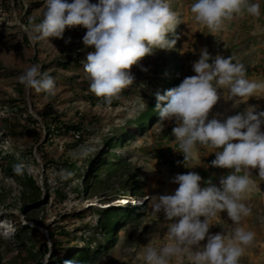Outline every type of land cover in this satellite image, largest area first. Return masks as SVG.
Here are the masks:
<instances>
[{"label": "rangeland", "instance_id": "374dc122", "mask_svg": "<svg viewBox=\"0 0 264 264\" xmlns=\"http://www.w3.org/2000/svg\"><path fill=\"white\" fill-rule=\"evenodd\" d=\"M167 2L178 20L175 33L167 36L168 39L179 37L174 48L157 49L154 54L143 58L138 66H133V84L109 105L91 93L86 85L81 61L94 48H86L82 43L85 28H66L63 39L52 38L50 42L32 40L30 26L42 21L44 0H0V152L13 155L17 165L35 177L43 192L38 202L31 203L27 197L28 187L5 171L6 159L0 160L1 263L37 264V260L29 256L27 244L19 245L14 236L23 225L39 228L43 236L38 240L45 241L48 250L53 248L48 229L56 225L75 229L78 234L70 245H81V237L93 236L99 213L106 208V203L118 204V200L126 197L127 202H145L142 217L120 230L115 247L96 264H146L144 255L148 247L159 253L170 243L167 239L168 222L164 220L163 212L153 215L152 205L159 195L171 194L178 188L179 185L171 182L175 175L196 172L202 177L201 187H206L209 180L219 186L220 178L232 171L212 167L216 150L199 144L185 164L183 155L182 160L172 158L171 152L180 151L178 141L172 135L174 122L156 121L145 133L137 134L115 148L104 142L105 137L120 131L123 126L136 132L134 124L128 122L155 106L156 94L163 95L168 90L170 78L167 77L175 73L177 67L180 66L181 82L185 77L196 75L192 65L199 59L202 48H207L213 57L217 54L233 57L234 63L245 65L246 79L264 82V0H249L260 5L259 17L246 13L236 15L231 21H225L223 28L215 33L195 22L190 11L195 0ZM90 3H98V0H90ZM69 39L70 42L66 43ZM71 56L78 61L71 62L68 67L59 63ZM34 64L41 66L42 73L53 77L55 95L36 93L19 82L24 70ZM213 86L221 99L210 112V119L217 113L226 118L252 107L257 112L264 111V91H257L251 97L231 98L227 87L221 88L215 81ZM44 116L47 119L58 116L67 122L79 121L83 117L87 131L84 142L71 146L74 139L69 134L55 135L46 142ZM32 118L39 124H34ZM27 129H35L39 140L27 133ZM261 130L264 131V124ZM42 143H45L48 158H67L74 166L45 169L44 160L37 151ZM107 151L115 153V159H123L125 166L122 165L110 178L106 188H98L93 195L81 193L77 196L73 188L82 187L92 160ZM133 172L138 173L136 178L130 184L125 183ZM105 173L103 171L102 175ZM250 181L240 202L251 208V214L243 217L239 226L254 232L255 238L244 248L238 264H264V180L254 169ZM136 182L140 185L138 195L123 191V185ZM57 189L67 195L65 199L58 198ZM37 219L45 224L40 225ZM211 224V234L224 233L226 238H231L237 227L226 212L218 213ZM47 257L48 253L43 254L42 264H46ZM169 264H189V261L187 257L172 258Z\"/></svg>", "mask_w": 264, "mask_h": 264}, {"label": "clouds", "instance_id": "9594fccd", "mask_svg": "<svg viewBox=\"0 0 264 264\" xmlns=\"http://www.w3.org/2000/svg\"><path fill=\"white\" fill-rule=\"evenodd\" d=\"M44 8L42 21L30 26V38L50 42L52 38L63 39L66 28H85L82 43L86 48H94L81 61L85 79L89 81V91L109 105L133 84V66L157 49H173L179 39L178 36L167 38L178 25L167 0H98L95 4L90 0L71 3L44 0ZM190 11L195 22L212 33L221 30L224 22L236 15L259 17L261 14L260 5L249 0H195ZM65 42L69 43L70 39ZM40 69L38 64L27 67L19 82L36 93L55 95L53 77ZM192 71L196 75L185 77L179 86L163 95L156 94L159 122H174L172 135L178 141L184 164L199 144L219 149L214 151L212 167L232 171L220 178L219 186L209 180L206 187H201L202 177L196 172L175 175L171 182L179 185L178 188L171 194L159 195L152 205L153 215L163 212L168 222L170 243L159 253L148 247L144 255L146 264H169L172 258L179 257H187L189 264H238L244 248L255 238L254 232L239 226L242 218L251 214V208L240 201L250 186L254 169L264 180V131L261 130L264 111L257 112L252 107L226 118L217 113L211 119L209 114L221 99L213 81L221 88L227 87L231 98L251 97L257 91H264V82L249 81L245 78L244 64L234 63L231 56L213 57L207 48L200 50ZM22 170L21 165L14 167L18 174ZM241 172L243 175H239ZM118 201L101 206L143 203L127 202L126 197ZM222 212L237 225L231 238H226L224 233L209 232L212 219Z\"/></svg>", "mask_w": 264, "mask_h": 264}, {"label": "trees", "instance_id": "16d2710c", "mask_svg": "<svg viewBox=\"0 0 264 264\" xmlns=\"http://www.w3.org/2000/svg\"><path fill=\"white\" fill-rule=\"evenodd\" d=\"M26 21L29 20L27 19ZM77 61L78 59L76 57L71 56L64 61H59V63L68 67L71 62ZM179 73L180 66L177 67L175 73L173 72L170 77H167V79L170 78L167 83L168 90L179 86L182 80ZM86 85H89L88 80L86 81ZM122 92L125 93L126 90L124 89ZM90 98H92L91 101L94 100L93 96ZM32 121L34 124H39L37 119L32 118ZM156 121H159L158 112H156L155 106L152 108L149 107L147 110L140 112L138 117L128 122V124H134L136 132L129 129L127 130L126 127L123 126L120 131L113 133L109 137H105L104 142L110 148H115L116 146L122 145L135 138L137 134L145 133ZM44 126L47 131L46 142H49V140L55 135L69 134L73 136L74 140L71 146L74 147L84 142V137L87 133L83 117H81L79 121L67 122L58 116H53L50 119H47V116H44ZM26 132L32 134V136L34 135L36 141L39 140V135L35 129H27ZM76 134H78V136H76ZM37 151L41 154L42 159L44 160L45 169L48 167L74 166V164H72L67 158H48L47 152L45 151V143L40 144ZM113 154L110 151H107V153H103L92 160L89 169L84 175V184L82 187L77 185L73 188V191L77 196L81 193L93 195L98 188H106L110 178L117 173L122 165L125 166V161L123 159H115L114 157H117V155L115 153ZM2 159L7 160L5 171L11 173L23 185L28 187L29 194L27 197L30 202H38L43 192L40 190L35 177L31 173H28L23 166L22 174L15 172L14 167L17 165V162L13 155L0 152V160ZM103 171L106 172L105 176L102 175ZM137 175V172L131 173L125 183L130 184ZM123 186V191L129 192L133 195H138L140 192V185L137 182L132 185ZM56 193L60 200L65 199L67 196L65 193H62L60 189H57ZM46 197L47 194H45L44 199H46ZM144 204L145 202L139 205L127 203L110 205L101 209L93 236L81 237L83 238L81 245H70L71 241L77 237L78 233L74 232L75 229H69L65 225H56L55 227L48 229L49 237L53 246V248L49 250L45 241L41 243L38 240L39 237L43 236V233L39 228H30L23 225L19 232L14 236L19 242V245L27 244L26 249L29 252V256L34 257L37 260V264H42L40 260L45 253H48L46 264H66L67 261H70L71 264H96L115 247L119 238L120 230L142 217L145 206ZM37 220L40 225L43 226L45 224L43 220ZM79 232H81V230H79ZM0 264L12 263H1L0 260Z\"/></svg>", "mask_w": 264, "mask_h": 264}, {"label": "built area", "instance_id": "2783aa9c", "mask_svg": "<svg viewBox=\"0 0 264 264\" xmlns=\"http://www.w3.org/2000/svg\"><path fill=\"white\" fill-rule=\"evenodd\" d=\"M76 136H78V134H76ZM171 154H172V158L182 160V155L183 154L180 153V151L171 152Z\"/></svg>", "mask_w": 264, "mask_h": 264}, {"label": "crops", "instance_id": "0c3cea01", "mask_svg": "<svg viewBox=\"0 0 264 264\" xmlns=\"http://www.w3.org/2000/svg\"><path fill=\"white\" fill-rule=\"evenodd\" d=\"M216 151H219V149H217Z\"/></svg>", "mask_w": 264, "mask_h": 264}]
</instances>
